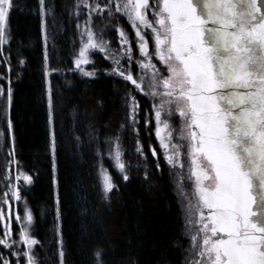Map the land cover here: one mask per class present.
I'll return each mask as SVG.
<instances>
[{"label":"snow or ice","instance_id":"1","mask_svg":"<svg viewBox=\"0 0 264 264\" xmlns=\"http://www.w3.org/2000/svg\"><path fill=\"white\" fill-rule=\"evenodd\" d=\"M14 6L15 0H0V81L5 82L0 83V151L6 152L0 162V264H43L39 257L44 244L34 235L36 216L25 195L33 177L17 159L11 115L9 13ZM38 12L45 48L56 254L58 264H64L58 137L49 79L63 69L49 64L47 17L52 16L54 26L53 9L38 0ZM69 15L75 20L79 48L73 55L75 68L68 71L96 76L91 56L100 53L110 62L105 71L132 86L123 98L125 115L119 129L103 140L92 123L87 125V140L82 139L73 117L68 143L77 151L84 144L94 145L101 199L110 205L119 190L103 165L105 157L124 181L129 180L131 162L124 159L121 136L128 129L136 135L138 157L146 160L150 153L159 170L162 154L175 170L183 235L188 238L184 264H264V0H74ZM121 17L134 38L120 26ZM106 28H114L118 47L106 38ZM24 64L17 55L16 65ZM89 64L92 70L85 67ZM132 93L147 99L148 107ZM141 122L150 137L154 134L161 153L151 144L145 151L139 138ZM144 175L147 179L146 167ZM185 179L192 181L191 190ZM81 200L86 202L85 197ZM88 212L82 204L81 214ZM92 255L93 264H106L102 247ZM126 264L138 261L129 256Z\"/></svg>","mask_w":264,"mask_h":264},{"label":"trees","instance_id":"2","mask_svg":"<svg viewBox=\"0 0 264 264\" xmlns=\"http://www.w3.org/2000/svg\"><path fill=\"white\" fill-rule=\"evenodd\" d=\"M73 2L46 0L55 17L54 26L52 16L47 17L49 64L63 69V74H53L49 79L53 85L58 137L56 175L60 182L64 264H93L92 253L97 246L104 249L106 264H126L129 256H134L138 264H184L188 238L183 235V217L174 183L175 170H170L162 154L158 170L150 153L146 160L138 157L135 133L122 130L124 159L131 162V169L129 180L124 181L112 162L104 158V167L119 184V190L113 193L109 205L101 199L94 145L90 148L84 144L77 151L68 143L74 115L76 131L84 140H87L89 123L99 130L101 140L105 135L114 134L125 115L123 98L132 88L129 82L105 71L110 62L100 53L91 56L96 76L87 77L78 70L68 71L75 68L73 55L79 48L75 20L69 15ZM94 23L97 22L94 20ZM119 24L128 31L130 38H134L125 18L121 17ZM9 28L13 37L11 115L17 159L33 177L25 195L36 216L34 235L44 244L39 259L43 264H58L54 234L55 190L48 150V109L43 74L45 48L38 0H15V6L9 13ZM105 32L106 38L118 47L114 28H106ZM17 55L24 59L23 66L16 65ZM85 67L93 69L92 64ZM0 71H3L2 66ZM132 94L137 95L144 107H148L147 99L138 93ZM98 101L101 106H98ZM0 126H3L2 121ZM139 138L146 152L151 144L161 153L159 142L154 134L149 136L142 122ZM2 160L0 155V162ZM145 167L149 174L147 179ZM81 197H85L86 202ZM84 203L89 209L87 215L81 214Z\"/></svg>","mask_w":264,"mask_h":264},{"label":"rangeland","instance_id":"3","mask_svg":"<svg viewBox=\"0 0 264 264\" xmlns=\"http://www.w3.org/2000/svg\"><path fill=\"white\" fill-rule=\"evenodd\" d=\"M1 67V66H0ZM0 83H5L4 81H0ZM176 123H178V121L176 122ZM0 127H2V126H0ZM0 155H1V158H3L5 155H6V152L5 151H0ZM3 155V156H2ZM187 172V168H185V173ZM186 184H187V187H188V190H191V186H192V181H190V180H187L186 179ZM0 186H2V185H0ZM13 228L15 229L16 228V225L15 224H13Z\"/></svg>","mask_w":264,"mask_h":264},{"label":"bare ground","instance_id":"4","mask_svg":"<svg viewBox=\"0 0 264 264\" xmlns=\"http://www.w3.org/2000/svg\"><path fill=\"white\" fill-rule=\"evenodd\" d=\"M56 165H57V158H56Z\"/></svg>","mask_w":264,"mask_h":264}]
</instances>
